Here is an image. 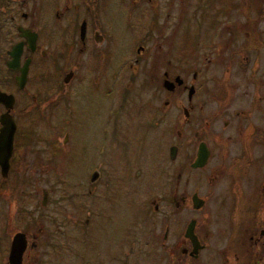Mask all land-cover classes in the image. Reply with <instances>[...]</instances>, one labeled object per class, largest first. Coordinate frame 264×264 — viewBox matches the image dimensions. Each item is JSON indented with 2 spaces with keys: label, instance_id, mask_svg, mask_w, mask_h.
Returning a JSON list of instances; mask_svg holds the SVG:
<instances>
[{
  "label": "flooded vegetation",
  "instance_id": "1",
  "mask_svg": "<svg viewBox=\"0 0 264 264\" xmlns=\"http://www.w3.org/2000/svg\"><path fill=\"white\" fill-rule=\"evenodd\" d=\"M13 241L264 264V0H0V264Z\"/></svg>",
  "mask_w": 264,
  "mask_h": 264
},
{
  "label": "water",
  "instance_id": "2",
  "mask_svg": "<svg viewBox=\"0 0 264 264\" xmlns=\"http://www.w3.org/2000/svg\"><path fill=\"white\" fill-rule=\"evenodd\" d=\"M23 246H17V242L13 241L11 253L9 257V264H20V257Z\"/></svg>",
  "mask_w": 264,
  "mask_h": 264
},
{
  "label": "rangeland",
  "instance_id": "3",
  "mask_svg": "<svg viewBox=\"0 0 264 264\" xmlns=\"http://www.w3.org/2000/svg\"><path fill=\"white\" fill-rule=\"evenodd\" d=\"M157 127H154V129H156ZM95 138V137H94ZM93 150H95L94 148L92 149V150H90V155H93ZM72 174L74 175V176H79L80 175V171H79V168L76 166V164H74L73 166H72Z\"/></svg>",
  "mask_w": 264,
  "mask_h": 264
}]
</instances>
